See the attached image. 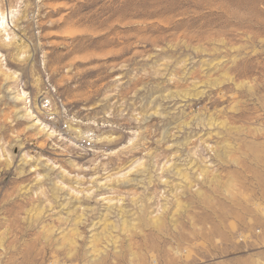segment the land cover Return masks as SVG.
<instances>
[{
    "label": "rangeland",
    "instance_id": "1",
    "mask_svg": "<svg viewBox=\"0 0 264 264\" xmlns=\"http://www.w3.org/2000/svg\"><path fill=\"white\" fill-rule=\"evenodd\" d=\"M0 264H264V0H0Z\"/></svg>",
    "mask_w": 264,
    "mask_h": 264
},
{
    "label": "built area",
    "instance_id": "2",
    "mask_svg": "<svg viewBox=\"0 0 264 264\" xmlns=\"http://www.w3.org/2000/svg\"><path fill=\"white\" fill-rule=\"evenodd\" d=\"M57 105L58 103L55 102L54 96L44 95L42 100V107L44 108L45 113L52 122L61 120L60 118L61 113L56 111ZM80 143L83 146V148L90 149L94 144L93 134L89 133L84 135L81 138Z\"/></svg>",
    "mask_w": 264,
    "mask_h": 264
},
{
    "label": "bare ground",
    "instance_id": "3",
    "mask_svg": "<svg viewBox=\"0 0 264 264\" xmlns=\"http://www.w3.org/2000/svg\"><path fill=\"white\" fill-rule=\"evenodd\" d=\"M4 19H5V14H2V24L4 23Z\"/></svg>",
    "mask_w": 264,
    "mask_h": 264
}]
</instances>
